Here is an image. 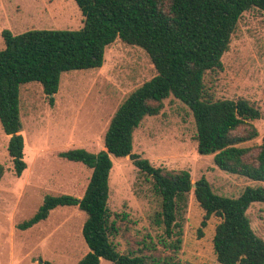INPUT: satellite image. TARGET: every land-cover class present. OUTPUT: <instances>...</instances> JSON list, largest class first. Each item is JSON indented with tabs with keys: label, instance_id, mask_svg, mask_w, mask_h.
I'll list each match as a JSON object with an SVG mask.
<instances>
[{
	"label": "trees",
	"instance_id": "trees-1",
	"mask_svg": "<svg viewBox=\"0 0 264 264\" xmlns=\"http://www.w3.org/2000/svg\"><path fill=\"white\" fill-rule=\"evenodd\" d=\"M83 16L76 29H29L12 33L4 29L0 49V125L9 135L6 150L13 172L26 168L21 134L20 86L41 83L50 105L63 72L102 66L104 52L116 39L141 47L149 56L155 75L132 90L111 116L103 136L104 148L90 152L72 148L60 156L91 169L81 197L46 195L37 210L17 224L26 229L47 218L57 206H78L86 214L82 236L88 251L74 264H159L139 251L120 252L111 239L114 228L107 207L111 157L131 156L134 165L152 180L159 198L153 222L173 238L168 246L176 252L182 242L181 216L191 191L204 211L197 228L211 216L212 247L219 264H264V240L252 229L247 209L253 202L264 204V134L260 143L245 145L258 137L253 120L261 117L258 107L245 98L214 99L205 88L208 71L223 68L221 57L241 14L256 7L264 11V0H73ZM170 95L186 104L195 125L200 154H212L214 164L230 174L260 181L246 186L237 197L216 193L200 178L194 183L186 169H164L132 153L133 132L146 116L160 112ZM5 167L0 163V179ZM40 264H54L40 260ZM167 264H175L167 261Z\"/></svg>",
	"mask_w": 264,
	"mask_h": 264
},
{
	"label": "rangeland",
	"instance_id": "rangeland-1",
	"mask_svg": "<svg viewBox=\"0 0 264 264\" xmlns=\"http://www.w3.org/2000/svg\"><path fill=\"white\" fill-rule=\"evenodd\" d=\"M82 23L73 0H0V49L4 29L16 34L29 29H76ZM221 60V70L206 72L205 88L214 99L245 98L258 107L261 117L252 123L259 135L245 144L255 148L264 134V11L251 7L241 14ZM155 73L141 47L116 39L106 47L101 67L61 74L53 105L40 82L20 86L26 163L20 176L13 172L6 150L9 135L0 125V163L5 167L0 179V264H40V260L74 264L88 251L82 236L86 214L78 206H57L46 219L26 229L17 224L28 219L46 195L82 196L91 169L61 157L60 152L103 149L104 132L118 105ZM132 144V153L153 166L186 169L192 183L202 177L223 196L237 197L246 186L263 185L219 169L212 154L198 153L191 111L172 95L163 100L158 114L140 122ZM111 159L107 207L117 250L142 251L159 264H219L212 247L218 218L211 216L198 237L204 211L192 189L181 216L182 242L174 252L168 246L173 238L153 222L159 198L150 176L134 165L131 156ZM247 215L253 231L264 240V204L253 202ZM99 264L114 263L101 258Z\"/></svg>",
	"mask_w": 264,
	"mask_h": 264
}]
</instances>
